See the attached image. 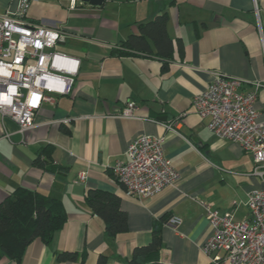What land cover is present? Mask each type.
Instances as JSON below:
<instances>
[{
  "label": "crops",
  "instance_id": "1",
  "mask_svg": "<svg viewBox=\"0 0 264 264\" xmlns=\"http://www.w3.org/2000/svg\"><path fill=\"white\" fill-rule=\"evenodd\" d=\"M18 7L19 0H0V14ZM162 13L174 43L170 58L113 54ZM25 18L61 31L55 50L80 66L71 92L44 101L33 129L22 133L0 113V202L27 187L60 198L68 218L49 243L35 239L20 261L0 264H130L134 248L153 240L157 223L162 245L157 259L144 264H215L212 258L224 252L202 250L211 233L207 207L249 219V193L264 190V179L239 143L209 129L193 101L215 73L245 80L244 90L260 82L256 107L264 122V0H77L75 7L71 0H33ZM130 102L136 117L120 116ZM172 122L175 130L163 125ZM141 134L165 137V154L179 174L174 185L145 198L127 194L113 172ZM43 147L51 171L34 164ZM91 189L119 196L126 231L108 233L86 200ZM173 217L181 218L178 226ZM67 252L76 258H63Z\"/></svg>",
  "mask_w": 264,
  "mask_h": 264
},
{
  "label": "built area",
  "instance_id": "2",
  "mask_svg": "<svg viewBox=\"0 0 264 264\" xmlns=\"http://www.w3.org/2000/svg\"><path fill=\"white\" fill-rule=\"evenodd\" d=\"M33 0H19L16 13L0 14V113L12 118L25 133L36 126V111L43 101L54 102L56 94H68L79 71L80 60L55 50L62 38L58 29L28 21L25 16ZM75 7L77 0H71ZM245 80L215 73L209 86L194 98V107L207 126L220 138L239 143L254 159L253 173L264 179V122L256 107L262 83L244 90ZM130 102L120 114L136 117ZM175 130L177 123L163 124ZM165 137L141 134L131 140L127 161L113 166L117 181L129 195L152 197L174 185L178 172L164 149ZM85 174H80L83 181ZM250 218L237 220L230 214L207 207L211 233L202 250L212 256L223 251L215 264H264V190L248 197ZM170 223L178 226L181 218Z\"/></svg>",
  "mask_w": 264,
  "mask_h": 264
},
{
  "label": "trees",
  "instance_id": "3",
  "mask_svg": "<svg viewBox=\"0 0 264 264\" xmlns=\"http://www.w3.org/2000/svg\"><path fill=\"white\" fill-rule=\"evenodd\" d=\"M168 13L157 15L153 20L140 25V33L130 35L118 47L113 49L116 55H135L138 53L156 54L161 58H170L174 43L167 31ZM148 39L155 45L151 48ZM43 147L34 160L36 166L45 168L50 162ZM51 171V170H50ZM86 200L92 210L106 222L111 235L126 231L127 215L119 208V196L101 189H91ZM67 212L60 198L44 195L37 190L18 187L0 202V260L22 258L28 245L35 239L49 243L54 234L67 220ZM162 245L160 225L154 228L153 240L145 246H136L130 264H144L157 259ZM63 258L74 259L75 253L62 254Z\"/></svg>",
  "mask_w": 264,
  "mask_h": 264
},
{
  "label": "water",
  "instance_id": "4",
  "mask_svg": "<svg viewBox=\"0 0 264 264\" xmlns=\"http://www.w3.org/2000/svg\"><path fill=\"white\" fill-rule=\"evenodd\" d=\"M92 5H102L105 0H84Z\"/></svg>",
  "mask_w": 264,
  "mask_h": 264
},
{
  "label": "bare ground",
  "instance_id": "5",
  "mask_svg": "<svg viewBox=\"0 0 264 264\" xmlns=\"http://www.w3.org/2000/svg\"><path fill=\"white\" fill-rule=\"evenodd\" d=\"M43 102H44V101H43ZM43 102H42V103H43ZM41 105H42V104H41ZM122 112H123V111H122ZM36 113H37V111H36ZM35 116H36V115H35Z\"/></svg>",
  "mask_w": 264,
  "mask_h": 264
}]
</instances>
